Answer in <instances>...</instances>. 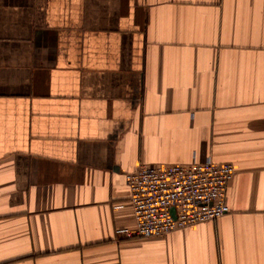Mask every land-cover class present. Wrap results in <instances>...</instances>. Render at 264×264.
Returning a JSON list of instances; mask_svg holds the SVG:
<instances>
[{
  "label": "crops",
  "instance_id": "1",
  "mask_svg": "<svg viewBox=\"0 0 264 264\" xmlns=\"http://www.w3.org/2000/svg\"><path fill=\"white\" fill-rule=\"evenodd\" d=\"M208 158L229 213L116 235L128 173ZM0 264H264V0H0Z\"/></svg>",
  "mask_w": 264,
  "mask_h": 264
},
{
  "label": "built area",
  "instance_id": "2",
  "mask_svg": "<svg viewBox=\"0 0 264 264\" xmlns=\"http://www.w3.org/2000/svg\"><path fill=\"white\" fill-rule=\"evenodd\" d=\"M235 168L212 158L189 165L141 163L127 174L135 228L122 238H150L218 219L231 211L228 187Z\"/></svg>",
  "mask_w": 264,
  "mask_h": 264
}]
</instances>
